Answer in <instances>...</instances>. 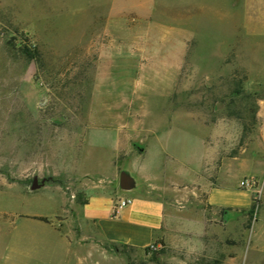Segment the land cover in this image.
Wrapping results in <instances>:
<instances>
[{
  "label": "rangeland",
  "instance_id": "rangeland-1",
  "mask_svg": "<svg viewBox=\"0 0 264 264\" xmlns=\"http://www.w3.org/2000/svg\"><path fill=\"white\" fill-rule=\"evenodd\" d=\"M224 2L0 0V264H54L15 254V232L83 237L85 264H239L263 196L239 212L206 194L264 186V42ZM101 192L167 201L149 246L98 240L81 208Z\"/></svg>",
  "mask_w": 264,
  "mask_h": 264
},
{
  "label": "crops",
  "instance_id": "crops-1",
  "mask_svg": "<svg viewBox=\"0 0 264 264\" xmlns=\"http://www.w3.org/2000/svg\"><path fill=\"white\" fill-rule=\"evenodd\" d=\"M224 1L220 0V16L223 18L226 11ZM205 2L206 7L212 10L211 3ZM235 12L238 18L239 34L245 35L247 41L264 42V40L259 39L261 35H264V0H235V3L231 5L233 18ZM243 178L244 176L239 179L238 195L235 194L234 197L216 184L211 186L206 194L208 206L215 210L228 208L239 212L248 211L251 208L253 197L251 192L240 189V181ZM259 185L260 198L263 196L260 206L263 207V182H260ZM116 198L117 200L130 198L132 202L114 213ZM166 204L167 201L164 198L147 195L143 192L133 196L119 193L111 195L101 192L88 196L87 202L82 206L81 211L84 218L94 222L98 230V240L135 248H145L152 243L154 233L165 222ZM261 208L259 207L250 228L251 234L247 240L249 249L241 252L239 264H264V214H260ZM239 225L242 224L239 223ZM83 241V237L68 240L58 233L51 235H19L16 232L12 233L7 240L15 254H28L29 259L34 260L37 256L45 253L49 257L47 261L54 264H61L62 261L59 256L60 244H62V248L66 253V263L70 260L74 264H85ZM41 242H50L51 244L44 246ZM75 243L79 244V250L77 249L78 245H75ZM31 254H33V257L30 256ZM87 258L92 259L93 253L90 256L88 255Z\"/></svg>",
  "mask_w": 264,
  "mask_h": 264
},
{
  "label": "built area",
  "instance_id": "built-area-1",
  "mask_svg": "<svg viewBox=\"0 0 264 264\" xmlns=\"http://www.w3.org/2000/svg\"><path fill=\"white\" fill-rule=\"evenodd\" d=\"M239 187L242 190L251 192L253 196V201L255 200L257 202L256 203V209H257L258 201L260 200V195H261V190L258 180L255 177H244L240 181ZM131 202L132 200L130 198L119 199L115 204L114 213H116L117 210L130 205Z\"/></svg>",
  "mask_w": 264,
  "mask_h": 264
},
{
  "label": "water",
  "instance_id": "water-1",
  "mask_svg": "<svg viewBox=\"0 0 264 264\" xmlns=\"http://www.w3.org/2000/svg\"><path fill=\"white\" fill-rule=\"evenodd\" d=\"M118 186L121 190H132L135 187V181L126 171H121L118 178ZM38 187L37 179L34 177L30 189L35 190Z\"/></svg>",
  "mask_w": 264,
  "mask_h": 264
},
{
  "label": "trees",
  "instance_id": "trees-1",
  "mask_svg": "<svg viewBox=\"0 0 264 264\" xmlns=\"http://www.w3.org/2000/svg\"><path fill=\"white\" fill-rule=\"evenodd\" d=\"M24 53L26 56H28L29 58H35L37 56V54L32 53L30 50L28 49H24ZM254 209V205L252 204L251 208L249 209L250 212H252V210ZM123 246H128V245H123Z\"/></svg>",
  "mask_w": 264,
  "mask_h": 264
}]
</instances>
